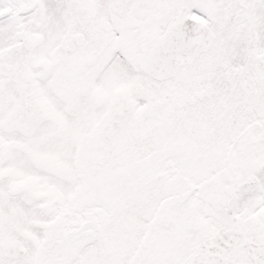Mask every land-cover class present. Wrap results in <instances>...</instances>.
I'll list each match as a JSON object with an SVG mask.
<instances>
[{"label": "snow or ice", "instance_id": "obj_1", "mask_svg": "<svg viewBox=\"0 0 264 264\" xmlns=\"http://www.w3.org/2000/svg\"><path fill=\"white\" fill-rule=\"evenodd\" d=\"M0 264H264V0H0Z\"/></svg>", "mask_w": 264, "mask_h": 264}]
</instances>
